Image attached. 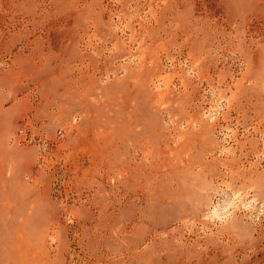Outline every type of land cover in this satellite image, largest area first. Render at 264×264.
I'll list each match as a JSON object with an SVG mask.
<instances>
[{
	"label": "rangeland",
	"instance_id": "rangeland-1",
	"mask_svg": "<svg viewBox=\"0 0 264 264\" xmlns=\"http://www.w3.org/2000/svg\"><path fill=\"white\" fill-rule=\"evenodd\" d=\"M0 264H264V0H0Z\"/></svg>",
	"mask_w": 264,
	"mask_h": 264
}]
</instances>
